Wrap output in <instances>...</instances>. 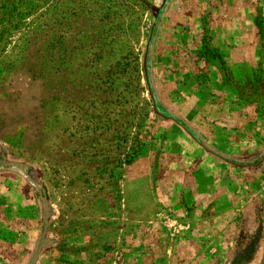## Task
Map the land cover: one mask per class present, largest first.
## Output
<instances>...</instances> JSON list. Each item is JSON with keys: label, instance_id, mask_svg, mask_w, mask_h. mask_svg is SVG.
<instances>
[{"label": "rangeland", "instance_id": "374dc122", "mask_svg": "<svg viewBox=\"0 0 264 264\" xmlns=\"http://www.w3.org/2000/svg\"><path fill=\"white\" fill-rule=\"evenodd\" d=\"M0 264H264V0H0Z\"/></svg>", "mask_w": 264, "mask_h": 264}]
</instances>
